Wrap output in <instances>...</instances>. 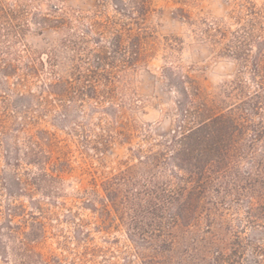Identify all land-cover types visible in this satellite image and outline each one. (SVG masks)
Wrapping results in <instances>:
<instances>
[{"label": "rangeland", "instance_id": "rangeland-1", "mask_svg": "<svg viewBox=\"0 0 264 264\" xmlns=\"http://www.w3.org/2000/svg\"><path fill=\"white\" fill-rule=\"evenodd\" d=\"M150 4L0 0V264H264V133L174 199L184 129L236 105L264 126V0Z\"/></svg>", "mask_w": 264, "mask_h": 264}, {"label": "trees", "instance_id": "trees-1", "mask_svg": "<svg viewBox=\"0 0 264 264\" xmlns=\"http://www.w3.org/2000/svg\"><path fill=\"white\" fill-rule=\"evenodd\" d=\"M115 0L117 10L121 14H125L133 23L139 25L151 9L150 0ZM120 5L121 6L120 8ZM249 14H257L254 5L244 4ZM184 19L192 21L191 14L184 12L181 15ZM203 24V31L211 37L217 35L226 36L227 31L216 21L201 18L198 20ZM129 28V25L126 26ZM239 33V32H238ZM233 34L235 37L239 34ZM121 35V34H120ZM140 37V34L137 37ZM217 41V38H215ZM243 51V47H240ZM239 50V52L241 51ZM98 58L103 57L97 55ZM258 67V65H257ZM258 69V68H257ZM261 82L264 83V68L259 74ZM189 89L184 84L183 94L192 96L199 95L200 89L195 85H190ZM194 103V99L191 100ZM264 99L259 91L254 93L249 99L248 104L253 114L264 115L261 112ZM245 106H233L228 111H219L212 113L196 125L188 127L176 136L174 141V166L182 168L186 174H180L181 185L174 192V199L188 198L203 194L215 182L217 175L223 165L230 166L237 162L240 144L238 136L241 133L248 132L250 136L254 135V140H259L261 134L264 133L263 125H255L256 128L249 127L248 116L244 110ZM248 109V108H247ZM188 111V109H186ZM192 114V113H191ZM251 129L250 131H247ZM180 213H176L175 218L180 217Z\"/></svg>", "mask_w": 264, "mask_h": 264}]
</instances>
